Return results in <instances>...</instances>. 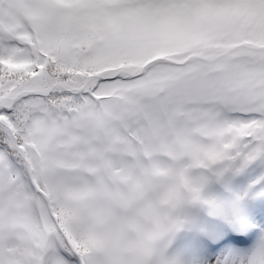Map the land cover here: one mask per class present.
<instances>
[{
  "label": "snow or ice",
  "instance_id": "obj_1",
  "mask_svg": "<svg viewBox=\"0 0 264 264\" xmlns=\"http://www.w3.org/2000/svg\"><path fill=\"white\" fill-rule=\"evenodd\" d=\"M258 184L264 0H0V264H264Z\"/></svg>",
  "mask_w": 264,
  "mask_h": 264
},
{
  "label": "rangeland",
  "instance_id": "obj_2",
  "mask_svg": "<svg viewBox=\"0 0 264 264\" xmlns=\"http://www.w3.org/2000/svg\"><path fill=\"white\" fill-rule=\"evenodd\" d=\"M261 174V170L256 169V170H250L244 177L242 180V184L243 185H248V184H252L254 181L258 180V177ZM264 187V184H258L257 188H261Z\"/></svg>",
  "mask_w": 264,
  "mask_h": 264
}]
</instances>
